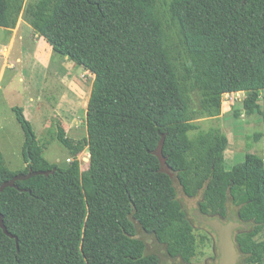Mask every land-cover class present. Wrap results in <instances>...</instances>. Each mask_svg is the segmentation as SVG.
Instances as JSON below:
<instances>
[{
    "label": "trees",
    "instance_id": "16d2710c",
    "mask_svg": "<svg viewBox=\"0 0 264 264\" xmlns=\"http://www.w3.org/2000/svg\"><path fill=\"white\" fill-rule=\"evenodd\" d=\"M185 61L174 58L157 0H0V26L20 14L54 53L94 75L87 102V137L57 139L73 160L48 161L22 106L12 107L25 140L27 165L9 169L0 149V183L40 172L0 191V264H159L146 254L137 228L152 233L170 257L196 254L192 221L174 179L198 209L222 220L234 216L240 264H262L264 157L247 153L225 169L228 137L220 127L197 131L190 93L215 117L224 94L243 91V108L259 110L264 90V0H167ZM162 153L173 175L161 171ZM87 146L90 186L83 192L77 155Z\"/></svg>",
    "mask_w": 264,
    "mask_h": 264
},
{
    "label": "rangeland",
    "instance_id": "374dc122",
    "mask_svg": "<svg viewBox=\"0 0 264 264\" xmlns=\"http://www.w3.org/2000/svg\"><path fill=\"white\" fill-rule=\"evenodd\" d=\"M31 1L25 0V3ZM166 3L167 0H157L167 44L177 62L185 61L183 48L177 30L169 18ZM40 37L22 14L15 27L7 29L0 26V67H3L2 76L0 74V149L6 166L11 170H21L27 165L23 154L25 136L11 108L13 105L26 106L27 119L33 126L44 157L61 167H66L73 160V156L58 141L57 124L63 126L66 136L74 142L83 143L87 137L86 110L94 75L58 53L49 59L50 65L43 69L42 56L46 54L45 57L48 58V55L45 53L46 50L44 51L45 48H40L42 41ZM40 73L46 75L42 85L39 84L40 76H43ZM77 97L80 101L74 106L70 104V101ZM244 97L243 91L224 94L220 114L211 117L200 111L199 92L190 93L193 117L191 121L198 126L190 135L193 136L197 131L208 130L211 127H220L229 138L224 151L227 170L242 161L247 153L264 156V90L260 92L257 111L251 113L245 111L242 103ZM87 158L89 159V151L87 146H84L77 159L80 163L81 182L85 194L88 193L90 186ZM174 185L177 197L192 221L196 236V254L190 264H206V258L213 254L216 238L209 227L198 225L193 215L194 210L198 208L200 195L188 197L176 179ZM227 208L229 215L236 211V207L230 202ZM136 237L145 241L146 254L158 256L159 264H187L179 257H170L164 245L159 243L152 233L137 228ZM263 238L264 231L258 236V239Z\"/></svg>",
    "mask_w": 264,
    "mask_h": 264
},
{
    "label": "water",
    "instance_id": "95a60500",
    "mask_svg": "<svg viewBox=\"0 0 264 264\" xmlns=\"http://www.w3.org/2000/svg\"><path fill=\"white\" fill-rule=\"evenodd\" d=\"M162 147L163 140L160 141V144L158 145L157 150L155 152L156 156L159 158L160 161V169L161 171H164L165 173L172 176L173 173L166 162V158L163 156ZM87 160L89 159L87 158ZM37 173L40 172L29 171L26 174L22 172L18 173L14 175L11 179L1 182L0 191L4 190L6 187H17L15 184L16 180L26 179ZM193 215L195 216L198 225H206L216 234V245L219 251V259L217 264H240V255L236 250L233 236L234 231L236 229L247 228L248 224L240 222L235 216L226 222L220 219L219 217L209 218L208 216L203 214L198 208L194 210ZM0 226L7 235L16 238V236H14L7 230L4 224L3 215L1 213Z\"/></svg>",
    "mask_w": 264,
    "mask_h": 264
},
{
    "label": "crops",
    "instance_id": "0c3cea01",
    "mask_svg": "<svg viewBox=\"0 0 264 264\" xmlns=\"http://www.w3.org/2000/svg\"><path fill=\"white\" fill-rule=\"evenodd\" d=\"M7 29H9V28H7ZM41 38V43H40V48L41 49H43V48H45L44 49V51L46 50V52L45 53H47V55H48V58H46L45 57V55H43L42 56V58L44 59V61H43V69L44 68H46V67H48L49 65H50V58L51 57H53L54 55H56L54 52H53V50H52V47H51V45L45 40V38L44 37H40ZM44 39V40H43ZM5 47V46H4ZM41 57V56H40ZM65 57V56H64ZM7 61H8V58H7ZM38 63V62H37ZM38 64H40L41 65V63H38ZM3 66H5V65H3ZM2 69H3V67H0V71H1V76H2ZM45 71V70H44ZM42 73H40V75H41ZM43 76L41 77L40 76V80L41 81H39V84L40 85H42V81H43V78L45 79L46 78V75H44V74H42ZM74 97H76V96H74ZM30 100V99H29ZM70 101V100H69ZM80 101V98H74V99H72L70 102V104H72L73 106L77 103V102H79ZM13 106H15V105H13ZM12 106V107H13ZM11 107V108H12ZM22 107H23V109H24V114H25V116L27 117V110H26V106H23L22 105ZM229 139V138H228ZM264 157V156H263Z\"/></svg>",
    "mask_w": 264,
    "mask_h": 264
},
{
    "label": "flooded vegetation",
    "instance_id": "af4514ba",
    "mask_svg": "<svg viewBox=\"0 0 264 264\" xmlns=\"http://www.w3.org/2000/svg\"><path fill=\"white\" fill-rule=\"evenodd\" d=\"M229 216H231L230 218H228V219H225V220H223V221H228V220H230V219H232L233 217H234V215L233 214H231V215H229ZM212 231V230H211ZM213 232V231H212ZM214 236H215V238H216V234L213 232L212 233ZM218 259H219V251H218V248H217V245L215 244L214 246H213V254L212 255H210V256H208L207 258H206V260H205V263L206 264H217V262H218ZM182 260V259H181ZM183 261V260H182ZM184 263H187V264H190L191 263V260L190 261H183ZM239 263H241V260L239 261Z\"/></svg>",
    "mask_w": 264,
    "mask_h": 264
}]
</instances>
